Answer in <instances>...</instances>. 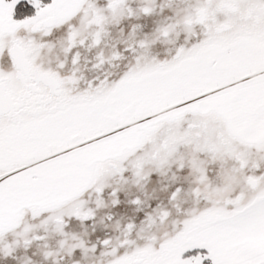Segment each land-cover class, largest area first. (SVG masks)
Wrapping results in <instances>:
<instances>
[{
  "label": "snow or ice",
  "instance_id": "1",
  "mask_svg": "<svg viewBox=\"0 0 264 264\" xmlns=\"http://www.w3.org/2000/svg\"><path fill=\"white\" fill-rule=\"evenodd\" d=\"M0 264H264V0H0Z\"/></svg>",
  "mask_w": 264,
  "mask_h": 264
}]
</instances>
